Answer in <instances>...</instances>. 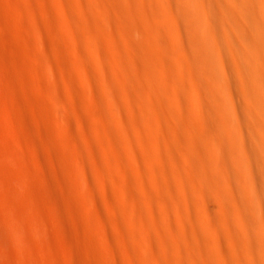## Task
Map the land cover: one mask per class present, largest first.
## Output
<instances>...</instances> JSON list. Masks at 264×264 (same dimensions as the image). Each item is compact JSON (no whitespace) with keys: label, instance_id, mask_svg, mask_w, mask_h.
Returning a JSON list of instances; mask_svg holds the SVG:
<instances>
[{"label":"bare ground","instance_id":"bare-ground-1","mask_svg":"<svg viewBox=\"0 0 264 264\" xmlns=\"http://www.w3.org/2000/svg\"><path fill=\"white\" fill-rule=\"evenodd\" d=\"M2 1L20 150L0 149V242L72 264H264V0ZM71 66L98 119L85 150L55 118L63 89L84 104Z\"/></svg>","mask_w":264,"mask_h":264},{"label":"rangeland","instance_id":"rangeland-1","mask_svg":"<svg viewBox=\"0 0 264 264\" xmlns=\"http://www.w3.org/2000/svg\"><path fill=\"white\" fill-rule=\"evenodd\" d=\"M16 3L20 2L19 4H21V2L23 0H14ZM28 0H24V2L22 3V5L27 4ZM3 1L0 3L2 5V7L4 6H9L8 2L4 1V6H3ZM47 3L49 5V7L52 6L53 4V0H47ZM6 4V5H5ZM5 8V7H4ZM8 8V7H7ZM6 8V9H7ZM53 8V6H52ZM38 18H40L39 20L41 21L42 19V23H45L49 25V20L48 18H45L44 15H41V17L38 16ZM57 24V23H56ZM58 25V24H57ZM15 45L19 48H26V43L25 42H16ZM68 59L72 62H74V55L71 52H67L65 54ZM34 62V61H33ZM69 72L72 74H75V81H76V86H77V91L83 96V101L84 104H82V106L77 105L76 107H74L73 104V96L70 93V91L68 90V88L63 89L62 93L65 97V100L67 101L66 106H64L63 108L60 109V113L59 115L55 114V118L58 121V123L60 124V126H63L65 121L68 120V118H71V123L76 131V134H78L79 136V146L81 147V149H86V145L85 142L82 139V130L84 128V126L88 123H96L98 122V119L96 118L95 115H93L90 111H89V106L92 102V99L90 97L89 94V89L86 86L84 79H83V75L78 71L75 70L72 66L69 68ZM12 75H15V72H11ZM61 77V76H59ZM59 77L57 78L58 82H63L61 80V78L59 79ZM50 78V77H49ZM50 81H52V79L50 78ZM32 94L34 95H38L39 93H41L38 89H34L32 92ZM23 97H26V94H22ZM1 98V95H0ZM30 107L26 106V107H22L19 110H23V111H30ZM78 112V113H77ZM4 119V120H3ZM5 122V123H4ZM8 124V117L6 115V112L0 108V132L2 134H0V149H7V150H20V146L18 144L15 143V141L13 140V136H14V130L13 128ZM5 133H3V132ZM13 132V134L11 135V133ZM55 132V130H54ZM58 146L60 148H64V145L58 141ZM99 145H102L99 142ZM9 148V149H8ZM18 152V151H16ZM86 157L88 159H91L92 155L86 151L85 152ZM100 160L103 161V158L100 157ZM5 221L3 219L0 218V224H4ZM36 240V239H35ZM36 242H38L36 240ZM67 251V250H66ZM32 260H34L37 264H72L70 261V258L67 257L64 254L57 255V256H53L50 253H46L43 251H37V252H33V253H25L24 250L19 247L18 245H16L15 243H10V244H2L0 242V264H34L32 262ZM81 264H87L84 260L80 261Z\"/></svg>","mask_w":264,"mask_h":264}]
</instances>
